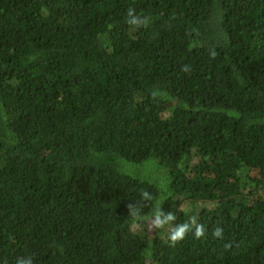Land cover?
I'll use <instances>...</instances> for the list:
<instances>
[{"label": "trees", "instance_id": "trees-1", "mask_svg": "<svg viewBox=\"0 0 264 264\" xmlns=\"http://www.w3.org/2000/svg\"><path fill=\"white\" fill-rule=\"evenodd\" d=\"M29 260L264 264V0H0V264Z\"/></svg>", "mask_w": 264, "mask_h": 264}, {"label": "clouds", "instance_id": "clouds-1", "mask_svg": "<svg viewBox=\"0 0 264 264\" xmlns=\"http://www.w3.org/2000/svg\"><path fill=\"white\" fill-rule=\"evenodd\" d=\"M189 68L188 66H185V68L183 69V71H188ZM129 209L132 208V205L129 204L127 206ZM174 217L173 216H169L168 219L171 220L173 219ZM152 227L153 228H163L164 227V222H162L159 218L156 219V221L152 224ZM187 231V226H182L178 229L176 228H172L171 231H170V235H169V240L172 244H175L176 242L182 240L185 236V233ZM219 232L217 231V234ZM204 233H203V228L202 227H198L197 228V231L195 233V236L198 238L200 236H202ZM18 264H21V262H18ZM29 264H31V261L29 260Z\"/></svg>", "mask_w": 264, "mask_h": 264}]
</instances>
